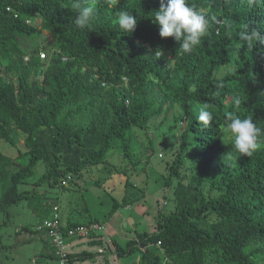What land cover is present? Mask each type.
I'll use <instances>...</instances> for the list:
<instances>
[{"label":"trees","instance_id":"trees-1","mask_svg":"<svg viewBox=\"0 0 264 264\" xmlns=\"http://www.w3.org/2000/svg\"><path fill=\"white\" fill-rule=\"evenodd\" d=\"M76 2L84 4L0 0V140L14 145L13 128L24 134V151L13 157L0 152L2 208L25 199L41 223L57 203L23 188L40 161L45 169L34 187H55L66 176L106 164L116 148L131 160L133 129L146 130L151 119L164 114V120L179 105L186 124L168 174L178 178L173 209L158 213L150 232L116 243L117 255L139 252L126 264H264V43L241 39L254 30L264 34V0H186L209 20L190 53L158 35L151 17L160 0H97L96 15L83 29L74 23ZM121 10L137 18L130 34L114 23ZM34 35L33 47L25 49L23 39ZM229 64L234 70L216 76ZM236 97L243 101L239 110ZM203 103L213 113L207 126L197 121ZM228 113L252 119L261 129L260 147L240 156L229 138L231 154L214 168ZM212 169L216 176L208 180ZM144 194L126 179L112 211ZM79 214L67 215L63 233L98 222ZM86 237L90 246L102 243L93 232ZM41 239L48 250L39 259H56L49 241ZM96 255L83 250L68 258L94 263Z\"/></svg>","mask_w":264,"mask_h":264},{"label":"rangeland","instance_id":"rangeland-1","mask_svg":"<svg viewBox=\"0 0 264 264\" xmlns=\"http://www.w3.org/2000/svg\"><path fill=\"white\" fill-rule=\"evenodd\" d=\"M36 38L37 35L23 39L22 46L31 50ZM48 39L51 38L48 36ZM226 68L234 70L232 64L225 65L217 70L216 76H221ZM163 118L164 114L151 119L146 130L133 129L137 140L134 144L135 157L131 160L123 157L120 148H116L108 153L106 164L82 171L77 176H66L57 181L55 187L46 184L34 187L33 182L45 169L42 161L36 165L34 176L23 185L24 189H32L37 197L46 196L48 202L54 200L57 203L54 206L59 208L64 221L68 214H71V218L78 219V211L86 208L87 214H79L82 219L90 217L99 223L106 222L105 231L99 234L101 244L90 246L85 238H81L75 240L71 244L72 248L68 247L67 250L102 251L95 257L94 263L98 264H106L105 261L109 264L131 263L139 256V252L119 258L115 251L116 243L124 244V241L134 237L136 232H150L154 229L158 213L172 211L173 189L178 178L176 175L168 177V174L171 167L174 168L172 161L178 151L179 136L186 124V118L179 105H173L168 117L164 120ZM12 137L14 145L0 140V152L13 157L24 151V134L13 128ZM229 138V134L223 129L220 137L221 149L217 151L214 168L217 163L230 156ZM148 142L151 146H148ZM185 166H189V161L185 162ZM215 176L212 169L208 180ZM126 179L143 189L144 197L112 211L113 202L122 196ZM19 188L22 189V186ZM37 219L35 209L29 206L25 199L6 209L2 208L0 201V264H57L55 259H39L40 251L48 250L45 240L41 239V235L44 236L43 231H17L22 226L34 231ZM94 263L86 260L77 264Z\"/></svg>","mask_w":264,"mask_h":264},{"label":"clouds","instance_id":"clouds-1","mask_svg":"<svg viewBox=\"0 0 264 264\" xmlns=\"http://www.w3.org/2000/svg\"><path fill=\"white\" fill-rule=\"evenodd\" d=\"M96 4L97 0H84L83 5L80 2H76L72 5V7L77 10V15L74 20L76 26L83 29L90 25L96 15ZM151 18L152 22L159 28L158 35L161 38L171 37L175 41L179 42V50L183 53H190L193 48L198 46L200 44L201 37L206 34L209 27V20L206 16L190 7L186 0H160L159 9L154 10ZM25 23L34 26V24L29 20H26ZM114 23L119 26L122 33L130 34L135 29L137 18L129 11L121 10L116 14ZM241 39L246 41L248 44H253L254 42L264 43V34L254 30L250 33L245 32ZM161 55L162 52L159 51V56ZM40 57H43L42 53ZM242 103L243 101L241 98H234V106L237 110L241 108ZM208 109L209 105L207 103H203L199 106L197 121L202 123L204 126L209 125L213 120V113ZM227 116L229 122L226 125L225 131L229 134V137L233 141L232 151L240 156H251L253 152L260 147L258 138L261 134V129H259L252 122L251 118H240L239 116L234 117L232 113H228ZM54 209H56L59 213L62 228L66 227L65 221L62 219L58 207L54 206L52 208L48 218L51 217ZM38 224L40 223H36V226ZM101 224H103L106 229V222H101ZM34 231L37 230L34 228ZM44 238L49 241L46 234H44ZM85 239L87 242L88 238L86 237ZM101 252L102 251H98L97 253ZM73 253L76 252L74 251Z\"/></svg>","mask_w":264,"mask_h":264},{"label":"built area","instance_id":"built-area-1","mask_svg":"<svg viewBox=\"0 0 264 264\" xmlns=\"http://www.w3.org/2000/svg\"><path fill=\"white\" fill-rule=\"evenodd\" d=\"M62 229L59 213L56 209L53 210L50 218L43 220L35 227V230L45 232L49 243L54 249L57 264H77L79 263L77 261L70 262L68 255L73 252L67 250V248L69 247L71 249V244L75 240L86 238L89 232L100 234L105 231V226L101 223L78 225L65 229L64 233Z\"/></svg>","mask_w":264,"mask_h":264}]
</instances>
